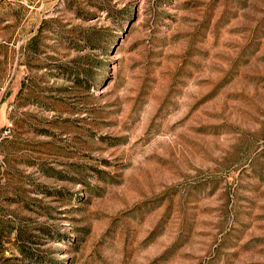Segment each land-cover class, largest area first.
Segmentation results:
<instances>
[{
	"label": "rangeland",
	"instance_id": "rangeland-1",
	"mask_svg": "<svg viewBox=\"0 0 264 264\" xmlns=\"http://www.w3.org/2000/svg\"><path fill=\"white\" fill-rule=\"evenodd\" d=\"M0 264H264V0H0Z\"/></svg>",
	"mask_w": 264,
	"mask_h": 264
},
{
	"label": "trees",
	"instance_id": "trees-1",
	"mask_svg": "<svg viewBox=\"0 0 264 264\" xmlns=\"http://www.w3.org/2000/svg\"><path fill=\"white\" fill-rule=\"evenodd\" d=\"M76 15L84 20L88 21L91 17L90 13H82V11H78ZM111 15H114V13H111ZM78 30L74 31L76 32V36H68L64 34H59L58 40L56 43H59V45H51L50 47L56 48L55 53L57 55L64 54L63 56H67L68 50H76V51H87L89 49H95V48H105L109 45V43L114 38L113 33L109 32V28H105L102 26H98L96 23L91 25H78L76 26ZM76 29L75 27H72V30ZM41 40V34L38 33L30 41L28 42V48H30L32 51L39 52V48L41 47L40 43ZM66 50L63 53L62 50ZM91 54L85 53V54H76L71 58H68L66 63H57L54 62L52 65L53 68L56 70H60L62 74L66 75H74L75 77H78L82 75L84 72L85 75L90 74V72L93 70V68L96 65V60L92 57H90ZM41 67V66H40ZM45 67V66H44ZM42 68V67H41Z\"/></svg>",
	"mask_w": 264,
	"mask_h": 264
}]
</instances>
